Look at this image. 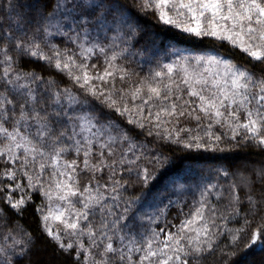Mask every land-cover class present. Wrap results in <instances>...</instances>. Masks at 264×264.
I'll list each match as a JSON object with an SVG mask.
<instances>
[{
    "label": "snow or ice",
    "instance_id": "obj_1",
    "mask_svg": "<svg viewBox=\"0 0 264 264\" xmlns=\"http://www.w3.org/2000/svg\"><path fill=\"white\" fill-rule=\"evenodd\" d=\"M209 257L264 264V0H0V264Z\"/></svg>",
    "mask_w": 264,
    "mask_h": 264
},
{
    "label": "trees",
    "instance_id": "obj_2",
    "mask_svg": "<svg viewBox=\"0 0 264 264\" xmlns=\"http://www.w3.org/2000/svg\"><path fill=\"white\" fill-rule=\"evenodd\" d=\"M154 31H159V29H152V28L148 29L149 33H152ZM151 41H155L156 45L162 46V39H157L155 36L149 34L148 36L145 37V41L144 42H145V44H149ZM226 51H227V49H226ZM231 54L233 55L234 59L238 63H242V64L247 65V63H248L247 58L242 53H240L238 50H233L231 52ZM161 55H163V53H161ZM145 71H146V69H145ZM42 74H46V71L44 73H42ZM56 79L63 80L65 83L67 82L66 78L63 77L61 74H56ZM149 139H151V138H149ZM240 154L246 156L248 153L245 150H241ZM173 214H175V210H173ZM24 223H25L26 227L32 228L33 231H34V234H35V219L31 217V213L27 214V218L24 221ZM214 259L215 258L209 257L204 262V264H214Z\"/></svg>",
    "mask_w": 264,
    "mask_h": 264
}]
</instances>
